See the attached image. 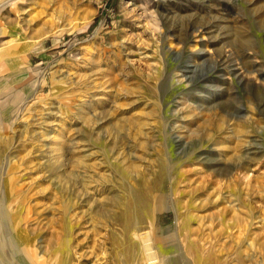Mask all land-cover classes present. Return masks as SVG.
I'll list each match as a JSON object with an SVG mask.
<instances>
[{"label": "rangeland", "instance_id": "obj_1", "mask_svg": "<svg viewBox=\"0 0 264 264\" xmlns=\"http://www.w3.org/2000/svg\"><path fill=\"white\" fill-rule=\"evenodd\" d=\"M0 264H264V0H0Z\"/></svg>", "mask_w": 264, "mask_h": 264}, {"label": "bare ground", "instance_id": "obj_2", "mask_svg": "<svg viewBox=\"0 0 264 264\" xmlns=\"http://www.w3.org/2000/svg\"><path fill=\"white\" fill-rule=\"evenodd\" d=\"M172 244L174 245V242H173V241H172V242H170V244H168V248H170V249H173V250H174V249L176 248V246H175V245L173 246ZM166 245H167V244H166ZM175 262L179 263V260H175ZM160 263H161V261H160Z\"/></svg>", "mask_w": 264, "mask_h": 264}]
</instances>
